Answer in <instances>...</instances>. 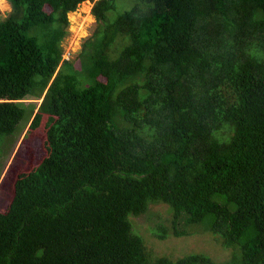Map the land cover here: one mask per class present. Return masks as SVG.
I'll list each match as a JSON object with an SVG mask.
<instances>
[{
  "label": "trees",
  "instance_id": "1",
  "mask_svg": "<svg viewBox=\"0 0 264 264\" xmlns=\"http://www.w3.org/2000/svg\"><path fill=\"white\" fill-rule=\"evenodd\" d=\"M85 1L10 0L0 21V163L31 117L24 143L43 151L7 177L0 264H264V0H138L116 17L117 0H92L75 69L62 41ZM158 203V239L205 223L193 232L231 259L155 256L133 220Z\"/></svg>",
  "mask_w": 264,
  "mask_h": 264
},
{
  "label": "rangeland",
  "instance_id": "2",
  "mask_svg": "<svg viewBox=\"0 0 264 264\" xmlns=\"http://www.w3.org/2000/svg\"><path fill=\"white\" fill-rule=\"evenodd\" d=\"M138 0H117V8L114 12L115 17L126 9L133 6ZM93 2H83L76 11L69 13L70 25L68 33L62 41L64 50L63 57L70 60L75 69H80L81 64L85 61L84 54H87L86 41L93 39L97 32L100 22L92 13ZM12 3L10 0H0V21L7 18L12 12ZM113 12V11H112ZM41 99L28 97L23 100V104L31 109L35 106V110L40 105ZM32 117L26 122H22V128L17 135L10 137L11 141L7 147V151L2 157L0 163V211H3L9 204L10 198V178L9 172L14 165L17 168L27 167L29 159L34 158L38 164L43 156L41 143L36 140L27 139L24 143L25 135L29 128ZM33 146V147H32ZM29 147L31 149L29 150ZM30 153V154H29ZM31 161V160H30ZM5 184V185H4ZM168 206L166 204L151 205L150 211L140 217L134 218L136 227L135 233L144 236L150 249L155 256H168L170 259L183 257L188 254L204 253L217 262L230 260L233 255L232 249H225L221 244L214 241L215 237L210 231L193 232L197 229L206 228V224H192L185 227L188 234L179 237H169L166 240L158 239L154 235V230L161 222L169 224ZM155 228V229H154ZM239 253V252H238Z\"/></svg>",
  "mask_w": 264,
  "mask_h": 264
},
{
  "label": "water",
  "instance_id": "3",
  "mask_svg": "<svg viewBox=\"0 0 264 264\" xmlns=\"http://www.w3.org/2000/svg\"><path fill=\"white\" fill-rule=\"evenodd\" d=\"M87 1H91V0H87Z\"/></svg>",
  "mask_w": 264,
  "mask_h": 264
},
{
  "label": "bare ground",
  "instance_id": "4",
  "mask_svg": "<svg viewBox=\"0 0 264 264\" xmlns=\"http://www.w3.org/2000/svg\"><path fill=\"white\" fill-rule=\"evenodd\" d=\"M92 1V0H91ZM99 20V19H98ZM235 247V246H234Z\"/></svg>",
  "mask_w": 264,
  "mask_h": 264
}]
</instances>
